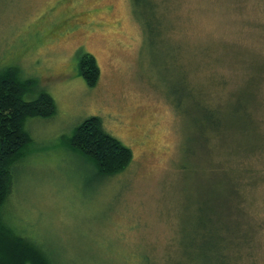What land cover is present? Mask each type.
Returning <instances> with one entry per match:
<instances>
[{
    "label": "rangeland",
    "instance_id": "obj_1",
    "mask_svg": "<svg viewBox=\"0 0 264 264\" xmlns=\"http://www.w3.org/2000/svg\"><path fill=\"white\" fill-rule=\"evenodd\" d=\"M5 68L56 104L1 209L53 264H264V0H0ZM90 117L125 172L70 147Z\"/></svg>",
    "mask_w": 264,
    "mask_h": 264
},
{
    "label": "trees",
    "instance_id": "obj_2",
    "mask_svg": "<svg viewBox=\"0 0 264 264\" xmlns=\"http://www.w3.org/2000/svg\"><path fill=\"white\" fill-rule=\"evenodd\" d=\"M79 71L89 86L97 83L99 68L94 57L84 55ZM36 82L22 79L14 68L0 72V264H53L45 252L4 223L1 209L11 195L14 168L24 158L32 143L26 129L29 118H50L56 112L53 97L41 92L26 100L36 90ZM70 147L92 160L102 176H114L127 170L133 161L132 150L107 133L97 117L79 124L69 137Z\"/></svg>",
    "mask_w": 264,
    "mask_h": 264
}]
</instances>
